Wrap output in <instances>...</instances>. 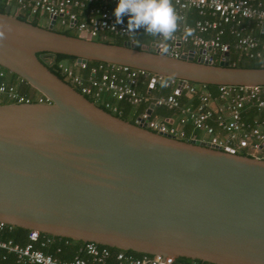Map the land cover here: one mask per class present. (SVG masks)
Returning a JSON list of instances; mask_svg holds the SVG:
<instances>
[{
  "label": "water",
  "instance_id": "obj_1",
  "mask_svg": "<svg viewBox=\"0 0 264 264\" xmlns=\"http://www.w3.org/2000/svg\"><path fill=\"white\" fill-rule=\"evenodd\" d=\"M153 44L68 35L22 20L8 5L0 12V66L50 100L0 104V221L122 250L264 264V159L124 120L38 56L203 84L264 85V67L231 66L227 53L210 63L209 48L175 57Z\"/></svg>",
  "mask_w": 264,
  "mask_h": 264
},
{
  "label": "built area",
  "instance_id": "obj_2",
  "mask_svg": "<svg viewBox=\"0 0 264 264\" xmlns=\"http://www.w3.org/2000/svg\"><path fill=\"white\" fill-rule=\"evenodd\" d=\"M3 1L9 7L12 5V14L25 9L29 17L38 16L39 22L46 20V26L70 28L80 37L103 38L107 34L130 37L133 34L127 30L126 16H122L120 24L115 23L113 8L117 0ZM170 4L178 17L177 28L165 42L166 49L162 37L155 35L150 44L154 43L158 52L178 57L192 51L197 57L198 50L209 48L203 58L218 63L224 60L230 48L220 40L227 27V32L234 37L232 47L239 57L255 58L264 63V0H170ZM192 11L200 17L188 22V14ZM52 16H55L53 23ZM186 29L190 30L187 35ZM127 41L133 42L132 39ZM187 45L192 47L187 49ZM42 60L48 66L54 65L63 80L78 92L91 97L94 103L101 102L104 109L113 114L120 112L117 101L133 106L145 103L144 110L134 118V124H144L147 129L178 139H194L221 150L264 159V85H216L213 92L203 83L181 81L122 64L98 61L89 65V60L77 58L56 61L55 55L49 53H44ZM7 76L8 73L0 69V100L50 103L42 94L36 100L23 96L8 83ZM138 83H146L145 93L136 90ZM156 84L170 92L150 97ZM180 96L187 101L181 102ZM158 107L172 112L157 117L154 110ZM6 225L0 221V233ZM27 239L21 245L0 237V252L5 251L0 254V264H8L5 262L8 253L13 255L16 264H108L110 258L114 264H180L172 255L112 253L90 241L85 242L71 259L60 260L34 246L35 242L41 246L50 242L49 237L40 239V232L32 229Z\"/></svg>",
  "mask_w": 264,
  "mask_h": 264
},
{
  "label": "trees",
  "instance_id": "obj_3",
  "mask_svg": "<svg viewBox=\"0 0 264 264\" xmlns=\"http://www.w3.org/2000/svg\"><path fill=\"white\" fill-rule=\"evenodd\" d=\"M6 6L7 4L3 0H0V12H4V9ZM11 8H12V5H10L9 7L10 13H12ZM14 15L34 25H40L38 16L29 17L28 12L25 9L19 10L18 14H14ZM199 17L200 16L197 14L196 11H192L190 14H188L187 21L192 22L194 19L199 18ZM41 26H44V25H41ZM44 27H46V25ZM52 29L57 32L65 33L68 35H77V33L70 28H63L61 26L56 25V26H53ZM107 35L110 38L108 40L103 39L101 37H94L93 39L102 40V41L111 42V43H117V44H122L123 42L129 39H132L137 48H143V47H147V45L150 44V42L153 41L155 37L154 35L143 32L142 29L135 31V33H133L130 37H122V36L110 35V34H107ZM206 36H209V33H207ZM220 40L221 42H226L229 44V47H230L228 51V64L229 65L237 66V67H264V63H262L260 60H257L255 58H249L246 56L239 57L237 55V53L234 51V48L232 47L234 43V37L227 32V27L225 28V32L221 35ZM186 47L188 49L192 46L187 45ZM73 59H75L74 56L65 55V54H55L56 61L73 60ZM97 62L98 61H95V60L88 61L89 65H92ZM48 67L51 71H53L54 73H56L59 77L63 79V76L60 74V72L56 69L54 65H50ZM0 69H3L4 71L8 73V76H7L8 83L14 85L17 91L21 93L23 96L29 97L31 100H36L37 97L41 95L36 89H34L32 86H30L28 83H26L24 80H22L20 77H18L14 73L9 72L7 69L1 66H0ZM206 86L208 90L210 91L214 92L216 90V85L206 84ZM136 90L140 93H145L146 83H138L136 86ZM168 92H170L168 88H164L160 86L159 84H156L155 88L152 89L151 92L149 93V96L155 97L158 95H165ZM86 97L90 101L94 102V100L91 97L89 96H86ZM179 99L181 102L187 101V99L184 96H180ZM7 102L8 101L6 100H0V104L7 103ZM192 103H194V100ZM95 104L104 108L101 102H97ZM116 104L119 107L120 112L114 113V114L132 123L134 122V118L144 110L145 105H146L145 103H140L137 106H133L124 101H117ZM171 112L172 111L170 109H167L165 107H158L154 110V114H160L162 116L170 115ZM186 131L187 133L190 132L189 126L186 127ZM28 232H29V229L6 225L5 228L0 233V237L11 239L13 242L23 245L28 240L27 239ZM46 237H49L51 241L45 243L43 246H41L39 242H35L34 246L36 248L41 249L44 253L51 254L52 256L57 257L60 260L71 259L75 254L79 253L78 251L79 248L85 243L83 241L72 240L66 237L51 236L45 233H40V239H44ZM98 246L107 248L112 253L117 252V251H124L126 253L131 254L132 256H140L143 254L142 252H136L133 250H122V249H118L115 247H110V246H105V245H100V244H98ZM2 253H5V251L0 252V254ZM80 254H82V252ZM176 261L179 262L180 264H213V263L198 260V259H190V258H182V257H176ZM5 262L8 264H16L14 261L13 255L10 253L7 254ZM107 262L108 264H114L113 258L108 259Z\"/></svg>",
  "mask_w": 264,
  "mask_h": 264
},
{
  "label": "clouds",
  "instance_id": "obj_4",
  "mask_svg": "<svg viewBox=\"0 0 264 264\" xmlns=\"http://www.w3.org/2000/svg\"><path fill=\"white\" fill-rule=\"evenodd\" d=\"M115 23L122 22V16L127 17L126 27L129 32L142 29L143 32L162 37L165 49L167 42L177 28V14L170 0H117L113 8ZM190 30H185L189 34Z\"/></svg>",
  "mask_w": 264,
  "mask_h": 264
},
{
  "label": "crops",
  "instance_id": "obj_5",
  "mask_svg": "<svg viewBox=\"0 0 264 264\" xmlns=\"http://www.w3.org/2000/svg\"><path fill=\"white\" fill-rule=\"evenodd\" d=\"M42 23H43L44 26H45V25H46V20L43 19V20L41 21V24H42ZM106 37H108V35H105V36L103 37V39H105ZM160 116H162V115L157 114V117H160ZM170 120L172 121V119H170Z\"/></svg>",
  "mask_w": 264,
  "mask_h": 264
},
{
  "label": "flooded vegetation",
  "instance_id": "obj_6",
  "mask_svg": "<svg viewBox=\"0 0 264 264\" xmlns=\"http://www.w3.org/2000/svg\"><path fill=\"white\" fill-rule=\"evenodd\" d=\"M43 54H44V53H40V54H38V56L42 58Z\"/></svg>",
  "mask_w": 264,
  "mask_h": 264
},
{
  "label": "rangeland",
  "instance_id": "obj_7",
  "mask_svg": "<svg viewBox=\"0 0 264 264\" xmlns=\"http://www.w3.org/2000/svg\"><path fill=\"white\" fill-rule=\"evenodd\" d=\"M39 24H40V25H44L43 23L41 24V22H39ZM105 39H107V40H108V39H110V38H109V37H106Z\"/></svg>",
  "mask_w": 264,
  "mask_h": 264
}]
</instances>
